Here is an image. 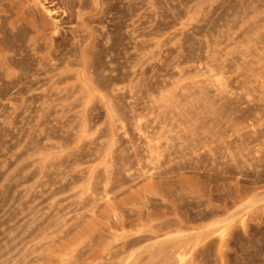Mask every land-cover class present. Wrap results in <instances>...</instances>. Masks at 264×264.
<instances>
[{
    "label": "rangeland",
    "instance_id": "374dc122",
    "mask_svg": "<svg viewBox=\"0 0 264 264\" xmlns=\"http://www.w3.org/2000/svg\"><path fill=\"white\" fill-rule=\"evenodd\" d=\"M181 246L264 264V0H0V264Z\"/></svg>",
    "mask_w": 264,
    "mask_h": 264
},
{
    "label": "bare ground",
    "instance_id": "6f19581e",
    "mask_svg": "<svg viewBox=\"0 0 264 264\" xmlns=\"http://www.w3.org/2000/svg\"><path fill=\"white\" fill-rule=\"evenodd\" d=\"M231 227H232L231 222L224 223V220H218V221L213 222L209 226V229H213L212 233L220 231V235H222V239L225 240L226 236L229 235V230ZM189 251H190L189 248L181 246L176 251V260H177L176 264H184L186 261L187 255L189 254Z\"/></svg>",
    "mask_w": 264,
    "mask_h": 264
}]
</instances>
